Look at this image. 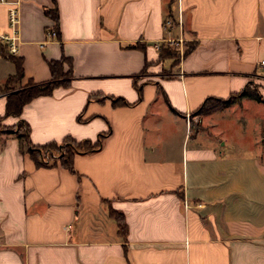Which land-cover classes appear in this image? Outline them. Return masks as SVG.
<instances>
[{
  "label": "crops",
  "instance_id": "0c3cea01",
  "mask_svg": "<svg viewBox=\"0 0 264 264\" xmlns=\"http://www.w3.org/2000/svg\"><path fill=\"white\" fill-rule=\"evenodd\" d=\"M17 11L19 52L0 53L1 125L11 129L0 133V264H264V150L230 152L211 133L223 110L259 104L264 116V104L244 97L196 113L247 83L264 99V0H19ZM46 29L57 37L45 42ZM177 38L196 45L160 61L154 45ZM13 60L21 86L47 82L58 60L69 85L6 116ZM19 121L35 146L108 134L74 155L73 171L40 167L14 133Z\"/></svg>",
  "mask_w": 264,
  "mask_h": 264
},
{
  "label": "trees",
  "instance_id": "16d2710c",
  "mask_svg": "<svg viewBox=\"0 0 264 264\" xmlns=\"http://www.w3.org/2000/svg\"><path fill=\"white\" fill-rule=\"evenodd\" d=\"M56 11L52 12L50 10L47 11V14L51 16V18L54 20V22H58V16ZM170 16V15H167ZM184 45V52L183 56L188 54L196 45V41H185ZM1 50L0 53L3 56L11 57V55L7 52L4 45L0 43ZM137 45H130L129 48L136 47ZM178 48L177 47H170V46H162L159 50V60L164 61L167 59L170 60H177L178 58ZM15 65V74L13 76H10L7 78L4 86L5 87L12 83H19L24 77L23 70L21 67L20 60H13ZM179 60H177L175 63H177ZM48 66L50 69L51 77L47 82L44 83H34L33 81H28L26 85L21 86V88L14 90V88L10 89V92L8 93L6 97V104H5V115L6 116H17L19 117L22 111V108L24 105L29 103L32 99L38 97V96H44V95H50L52 93V90L58 86L67 87L69 85V80L71 78V72L63 71L62 67V60L58 61H49ZM134 86L137 89V92L140 97V88L136 83V80L134 81ZM254 91V92H252ZM250 98L253 100H256L258 102H261L264 104V99L259 95L258 89L255 85H252L251 83H247L245 87L238 93L232 94L227 99H206L204 103L201 105V107L196 111L197 114H207L209 112H212L213 108H206V106L209 104L210 101H216L222 104L223 106H227V104H230L233 102V98ZM94 98L91 96L89 99ZM112 100H115V103L121 102L122 104L127 105L125 100L122 98H114ZM78 120L80 118L78 117ZM24 124L25 126V133L20 135L18 133L20 124ZM17 130L14 133H18L20 139H24L28 145L27 152L30 155V157L35 162L36 166L45 167V166H56L59 165L69 171H73V165L72 160L75 154H87V153H93L102 146L103 140L108 134V132L100 133L95 141H91L88 139L76 141L72 139L71 137H65L61 142H49L44 145H32L28 141V130L29 127L27 124L23 123L22 121H19L17 125ZM11 131L10 128L4 127L1 125V118H0V133L3 132H9ZM50 151L49 153L46 151ZM48 153V154H47ZM57 156H53V155ZM112 216L116 219L118 223L119 232L122 234L125 233V223L123 220V217L121 214L111 211Z\"/></svg>",
  "mask_w": 264,
  "mask_h": 264
},
{
  "label": "rangeland",
  "instance_id": "374dc122",
  "mask_svg": "<svg viewBox=\"0 0 264 264\" xmlns=\"http://www.w3.org/2000/svg\"><path fill=\"white\" fill-rule=\"evenodd\" d=\"M176 28L175 26L173 29ZM176 30V29H175ZM185 41H183V44ZM182 52L178 50V58L180 60L183 52L185 50L184 45H182ZM172 60L173 63L177 61ZM14 88V90L21 88V83H12L5 87L6 93L10 92V89ZM254 92V91H252ZM240 98H233V104L239 101ZM241 103V101H240ZM227 104V107L228 105ZM256 105V104H255ZM247 106V105H245ZM241 104L237 106H233L228 108L227 111L223 110L226 107L216 101H210L206 108H213V111L223 110L221 114L215 116L213 119V129H211V133L220 139L221 142H226L227 146L225 149H229L230 152H247L252 153L253 151H258L262 148L264 150V116L262 115V110H259L261 106L257 104L256 106L245 107ZM247 109V110H245ZM198 129L205 130L207 126L204 124L197 126ZM194 129V127H193ZM208 132V130H207ZM18 133L22 135L25 133V126L24 124H20ZM17 133V134H18ZM200 134V133H199ZM205 134H201L200 136L203 137ZM215 139V138H214ZM217 141V140H215ZM214 141V142H215ZM201 144L211 143L209 140L205 139L204 137L200 139ZM218 142V141H217ZM50 152V151H46ZM47 153V154H48ZM57 156V155H53Z\"/></svg>",
  "mask_w": 264,
  "mask_h": 264
},
{
  "label": "built area",
  "instance_id": "2783aa9c",
  "mask_svg": "<svg viewBox=\"0 0 264 264\" xmlns=\"http://www.w3.org/2000/svg\"><path fill=\"white\" fill-rule=\"evenodd\" d=\"M0 4L7 6L8 12V23H9V32L2 33L0 32V43L5 46L7 52L15 56L18 52V32H17V24H18V11L17 5L19 4V0H0ZM180 24V20L177 21ZM174 20L171 18L165 19L163 23V29L165 31L170 30L173 26ZM57 37V32L54 29H46L45 30V42L51 41ZM166 46L170 47H177L180 53L182 52V45L183 41L180 38L177 39H168L166 41ZM160 43H156L154 45L155 49L160 50L161 47ZM264 64V61L261 62Z\"/></svg>",
  "mask_w": 264,
  "mask_h": 264
}]
</instances>
